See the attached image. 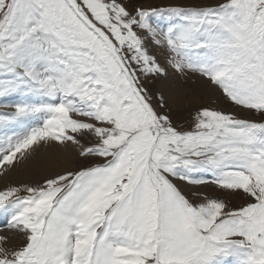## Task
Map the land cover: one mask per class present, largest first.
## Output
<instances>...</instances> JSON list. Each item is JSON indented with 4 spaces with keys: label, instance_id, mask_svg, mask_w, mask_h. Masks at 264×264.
Segmentation results:
<instances>
[{
    "label": "snow or ice",
    "instance_id": "obj_1",
    "mask_svg": "<svg viewBox=\"0 0 264 264\" xmlns=\"http://www.w3.org/2000/svg\"><path fill=\"white\" fill-rule=\"evenodd\" d=\"M0 109V264H264V0H0Z\"/></svg>",
    "mask_w": 264,
    "mask_h": 264
},
{
    "label": "bare ground",
    "instance_id": "obj_2",
    "mask_svg": "<svg viewBox=\"0 0 264 264\" xmlns=\"http://www.w3.org/2000/svg\"><path fill=\"white\" fill-rule=\"evenodd\" d=\"M185 3H192V1H186V0H152L147 4V6H165L169 4H185ZM187 5V4H185ZM161 62H164V57L160 56L159 57ZM218 94V90H215L213 92H208V91H202L201 96L205 97H215ZM205 100V98H203ZM210 99V98H209ZM217 99V98H216ZM200 101V98L196 101L198 103ZM223 102V101H222ZM207 104V103H206ZM221 105V104H220ZM227 106V105H226ZM7 111V110H6ZM248 115V113L246 114ZM38 179L36 175H34L29 168H17L13 170L7 177H0V188H2L5 184L8 183H19V182H29L33 181L35 182ZM212 187L208 188H203L201 191H206L209 194H212ZM4 227V218L0 217V228Z\"/></svg>",
    "mask_w": 264,
    "mask_h": 264
},
{
    "label": "rangeland",
    "instance_id": "obj_3",
    "mask_svg": "<svg viewBox=\"0 0 264 264\" xmlns=\"http://www.w3.org/2000/svg\"><path fill=\"white\" fill-rule=\"evenodd\" d=\"M152 0H129V2L132 4V5H137V4H139V5H142V6H144V7H149V6H147V4H149V2H151ZM154 1V0H153ZM186 1H192V3H197V4H210V3H214L215 2V0H186ZM192 3H190V4H192ZM185 4H188V3H185ZM219 96V92H218V94H217V96H215V97H205V96H201L200 95V101L198 102V103H200V102H202V103H212V102H214V101H217V97ZM203 98H205V100L203 99ZM210 98V99H209ZM217 103L219 104V106H221V107H229L227 104H225L224 102H222V101H217ZM221 104V105H220ZM227 105V106H226ZM193 107H195V103L193 104ZM176 110H178V111H180V113H181V123H184L185 124V126H187V123H188V112H189V108H187V107H184V108H182V109H176ZM231 110H234V111H237V112H239L240 110H238V109H231ZM0 111H6V109H0ZM241 115H246L247 113H240ZM249 115V114H248ZM29 182H33V181H29ZM211 190H212V194H217L216 193V190L212 187L211 188ZM232 203H233V205L234 206H239V204L241 203V201H240V199L239 198H236V197H234V198H232Z\"/></svg>",
    "mask_w": 264,
    "mask_h": 264
}]
</instances>
